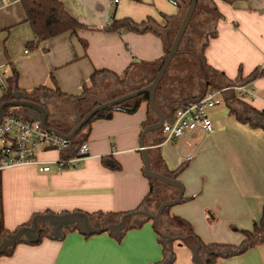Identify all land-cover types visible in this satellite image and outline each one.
I'll use <instances>...</instances> for the list:
<instances>
[{"label":"crops","instance_id":"0c3cea01","mask_svg":"<svg viewBox=\"0 0 264 264\" xmlns=\"http://www.w3.org/2000/svg\"><path fill=\"white\" fill-rule=\"evenodd\" d=\"M60 1L81 27L29 48L36 38L22 1L0 0V73L7 79L17 70L18 85L27 92L56 83L65 96L45 91L38 98L54 124L73 128L90 104H81L79 111L76 98L91 85L96 71L105 73L97 78L96 91L90 98L106 102L126 87L146 80L141 69L147 68L151 74L165 55L157 27L144 32L125 28L113 31L106 28L109 18L112 22L131 18L138 23L152 18L163 27L164 15L177 16L180 7L171 0H120L114 6L112 0ZM216 4L222 17L216 23L217 35L205 50L211 80L224 87L242 78L257 95L241 98L236 90L227 91L224 102L209 110L212 133L197 132L187 142L183 138L164 139L154 148L165 170L174 172L185 166L177 176L184 186L182 201L169 207L167 216L189 222L203 244L238 246L264 213V128L245 120L252 117L250 107L264 110V74L249 79L256 69L264 67V0H216ZM123 79L125 84L120 83ZM168 88L178 90L177 86ZM196 92L185 82L174 95L182 100ZM148 117V104L142 102L133 111L116 109L111 117L93 121L86 140L91 155L73 167L60 168L57 161L64 154L46 149L37 157L49 162L48 172L40 171L35 164L2 170L4 228L14 233L30 226L27 223L36 214L68 212L86 213L93 225L105 226L122 216L93 214L124 215L138 210L151 190L140 144ZM151 140L152 136L145 140L148 149ZM105 156H112L121 169L106 167L102 160ZM157 208L153 203L148 210L156 212ZM144 217L129 216L126 226L131 228L125 232L92 234L74 226L63 227L59 233L47 222L42 228L49 233L38 242H30L24 235L12 253L0 256V264H157L164 259V247L153 220ZM160 226H166L162 218ZM173 252L170 264H197L191 244L175 240ZM212 264H264V243L220 257Z\"/></svg>","mask_w":264,"mask_h":264},{"label":"trees","instance_id":"16d2710c","mask_svg":"<svg viewBox=\"0 0 264 264\" xmlns=\"http://www.w3.org/2000/svg\"><path fill=\"white\" fill-rule=\"evenodd\" d=\"M23 7L27 14V20L30 22L33 32L35 34V41L31 42L28 46L29 48H36L38 42L45 41L51 37H54L58 34H61L66 31H76L78 28L81 27V24L71 16L65 8V5L60 0H21ZM191 0H177V3L180 7V13L177 16H166L164 15V19L166 21L165 25L158 26L157 22L152 18L144 20L140 23L135 22L131 18H124L121 20H112L110 23H107L106 28L108 30H120L122 28L130 29L134 31L144 32L147 30H151L154 28H158L161 32V35L164 40L165 46V55L161 59V61L156 64L154 72L150 74L147 68H142L140 74L144 73L147 75L146 80L142 81L139 85L126 87L120 93L114 95L113 97L109 98L106 101L112 100L117 98L121 95L129 93L133 90L138 88L144 87L150 84L156 76L157 71L160 69L163 61L167 57L170 47L173 43V40L177 34L178 28L180 26L181 20L185 14V11L189 5ZM228 2H233L234 0H225ZM222 17L221 12L219 11L216 0H198L196 9L194 14L191 18V21L186 28V31L182 37V40L179 44V53L174 57L171 64L169 65L165 76L161 80L157 92H156V104L158 107L164 112L166 116L170 114H175V111L178 107L182 106L185 103L193 102L203 96L207 89L209 88H218L220 87L218 84H214L211 80L212 76L210 75V67L206 63L205 57V50L210 43V39L217 35V28L216 23L217 20ZM156 63V62H154ZM153 63V64H154ZM178 64H184L183 68L184 71L183 75L180 76L179 79L174 81V84L170 83L169 73L174 71L172 68H176ZM195 69V70H194ZM179 72V67L175 69ZM105 73L104 70L96 71L93 76L91 77V85L86 86L85 91L81 96L76 98V107L80 111L81 104L87 102L90 104L88 105L87 109L81 112V117H84L87 112H89L92 108L96 107L100 102L99 101H92L90 95L94 94L97 88V78L102 74ZM264 74V67L256 69L250 76L249 79L257 78ZM167 77V82H166ZM19 75L17 70H14L12 75L6 79L7 82V91L3 94L0 98V104L6 101L15 100L17 97L21 100H28L37 102L43 106L45 104L38 98V96L45 91L52 92L60 97L65 96L63 92H61L60 88L55 83L54 87L48 86H41L32 92L22 91L18 85ZM54 80V78H53ZM170 81V82H169ZM187 83L192 85L193 88L196 89V93H192L190 97L182 98L179 100L178 96L174 95L175 92L169 90L168 86H179L182 83ZM245 80L242 78H238L237 83H243ZM121 84L126 83V79L120 80ZM235 82H232L234 84ZM231 84V83H230ZM222 85H225L223 83ZM192 92V91H191ZM150 93L145 92L139 95L136 98L126 100L119 104V106L127 109H132L135 104L146 102L148 104V119L145 123L147 125L154 123L157 121L156 114L152 110L150 106ZM46 107V106H45ZM47 108V107H46ZM116 108L112 107L109 109H105L96 113L94 117L88 121L84 127L78 132L76 138L72 141L70 148L64 152V156H72L76 153L79 146L83 142L88 139V135L90 133L91 124L98 118L106 117L109 113H113ZM252 117H247L245 120L250 121L255 126H262L264 128V110L259 111L255 108L250 107ZM6 112L8 115L13 114L18 117L23 118L24 120H32L39 118L40 113L36 110L26 108V107H6ZM47 125L52 128H56L61 132L68 134L72 128H64L59 125L54 124L50 116L47 119ZM152 136V144H150L149 153L151 158V168L156 171H163L164 174L177 178L178 174L184 169L185 166L180 167L177 171L171 172L165 170L163 165V160L160 155L157 156V149L154 148L157 144L162 142L165 139V134L163 130H155L149 132L146 137ZM103 164L111 169H121V165L117 162L112 156H105L103 157ZM151 181V190L146 198L143 200L141 205L138 209H145L148 210L150 205L155 203L157 207L160 205L164 199L170 196V198L175 197L178 194V189L172 187L168 184H165L159 180L150 178ZM2 183H1V171H0V244L2 241L7 238L9 235L13 234L7 231L3 226V217H2ZM158 189V194L156 193L155 189ZM171 190V192L168 191ZM166 197V198H165ZM169 207L165 209L161 218L166 222L165 228L160 226V230L163 233H168L173 236H189L186 240H182L187 244H194V237L197 236L194 233V230L191 224L182 218L179 217H168L167 211ZM125 214V213H124ZM93 215H98L101 217H114L120 218L123 213L121 214H105V213H97ZM144 217V216H143ZM145 220L146 217H144ZM32 220L29 221L27 224H31ZM168 226V227H167ZM130 225H127L123 232L130 229ZM49 233V230L45 227L41 229V238L43 235ZM159 234V242L164 247V259L157 263L163 264L170 256L171 251L169 248L173 249L174 241L166 242V239ZM198 239V238H197ZM264 243V213L260 223L255 225L253 232H246V239L238 246L232 245H225V244H203L201 243V253L203 255V259L206 264H212L215 260L220 257H229L235 254L243 253L247 249L251 247H255L258 244ZM16 245V244H15ZM14 245V246H15ZM9 248L4 254H10L13 252V247ZM3 255V254H2ZM1 256V255H0ZM173 260H174V252H173ZM173 262V261H172Z\"/></svg>","mask_w":264,"mask_h":264},{"label":"water","instance_id":"95a60500","mask_svg":"<svg viewBox=\"0 0 264 264\" xmlns=\"http://www.w3.org/2000/svg\"><path fill=\"white\" fill-rule=\"evenodd\" d=\"M198 0H191L185 14L181 20L180 26L178 28L177 34L173 40V43L170 47L169 53L165 60L163 61L160 69L158 70L155 78L153 81L141 88H138L136 90H133L129 93H126L124 95H121L117 98H114L112 100L106 101V102H100L96 107L92 108L89 112L86 113L84 117L78 116L77 117V122L72 128V130L68 133L65 134L61 132L60 130L56 128L49 127L47 125V119L49 117V111L48 109L33 101H28V100H21L18 97L15 100L11 101H6L0 104V124L4 118V116L7 114L6 112V107H26L30 108L33 110H36L40 113L39 118L32 119L34 120H39L42 125L51 132H54L60 136H63L71 141H73L78 132L84 127V125L90 121L92 117L96 115L97 112L109 109V108H116L118 110H126V111H133L137 108L138 104H135V106L132 109H127L119 106L120 103L133 99L141 95L142 93L148 92L150 93V106L152 110L155 112L157 116V121L154 123H151L147 125L141 134L140 138V144H141V150L143 153V157L145 160V167L144 171L146 175L150 178L159 180L165 184H168L172 187H175L178 189V194L175 198L172 199H166L160 203L158 206L156 212H150L149 210L145 209H138L132 212H129L127 214L122 215L121 219L116 222V223H110L105 226H95L93 225L90 217L88 214L83 213V212H68L64 214H54V213H46V214H36L33 219L32 223L30 226H23L19 228L16 232L13 234L9 235L7 238H5L2 243L0 244V255L4 254L9 248L14 246L15 244L19 243L22 241V237L24 235L28 236L30 242H38L40 237H41V229H42V224L45 225L47 222L50 225H54L56 227L57 232H61V229L63 227H71L74 226L78 228L81 232L84 234H92V233H100V232H105V231H110V232H119L125 229L126 224H127V219L129 216L132 215H143L146 216L147 218L153 220L154 225L156 227V230L158 233H160L165 239L166 242L170 241H175V240H186L189 236H173L168 233H163L161 232L159 228V221L160 218L165 211L166 208L171 207L173 205L178 204L179 202L182 201L183 195H184V186L179 181L177 178L168 176L162 172L153 170L151 168V158H150V153L148 147L145 146V137L146 135L155 130H160L162 129L163 125L165 122H172L173 119H167L164 112L158 107L156 104V92L157 88L163 79V77L166 74V71L171 64L172 60L174 57L179 53V44L182 40V37L186 31V28L188 27L191 18L194 14V11L196 9ZM207 91V90H206ZM112 113H109L107 117H111ZM156 193L158 194V189L156 188ZM169 250L172 252L171 256L163 263V264H170L173 261V249L169 248ZM191 250L193 251V259L197 264H206L203 255L201 253V242L194 237V244L191 245Z\"/></svg>","mask_w":264,"mask_h":264},{"label":"built area","instance_id":"2783aa9c","mask_svg":"<svg viewBox=\"0 0 264 264\" xmlns=\"http://www.w3.org/2000/svg\"><path fill=\"white\" fill-rule=\"evenodd\" d=\"M119 2L120 0H112V5ZM171 2L178 4L177 0ZM110 21L111 18L107 23ZM7 88L6 78L0 73V98ZM229 90H236L241 98L257 95L254 89L248 88L244 83L207 89L197 100L178 107L172 122L164 123L162 130L165 140L176 141L183 138L184 142H187L197 132L203 135L212 133L214 124L209 110L222 104ZM71 143V140L48 131L39 120H24L16 115L6 114L0 124V171L13 166L35 164L39 166L40 171L48 172L51 169L49 162L39 160L37 153L46 149H57L64 154ZM90 155V144L85 141L74 155L61 156L57 164L60 168H70Z\"/></svg>","mask_w":264,"mask_h":264},{"label":"rangeland","instance_id":"374dc122","mask_svg":"<svg viewBox=\"0 0 264 264\" xmlns=\"http://www.w3.org/2000/svg\"><path fill=\"white\" fill-rule=\"evenodd\" d=\"M183 66H184V64H178L177 65V67H179V72H177L175 69H177V67L176 68H172V69H174V71H172V72H170L169 73V75H167V76H169V78H170V83L172 84H174V81L175 80H177V79H179L180 78V76L181 75H183V72H185L184 71V68H183ZM185 67V66H184ZM195 70V69H194ZM139 73V72H138ZM181 79V78H180ZM166 82H167V77H166ZM177 89H181V85L179 86V87H177ZM224 102V101H223ZM156 205V204H155Z\"/></svg>","mask_w":264,"mask_h":264}]
</instances>
